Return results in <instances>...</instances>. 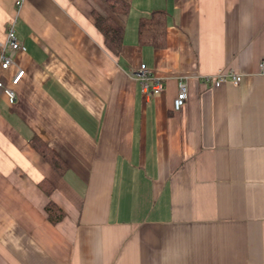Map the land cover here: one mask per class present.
Returning <instances> with one entry per match:
<instances>
[{"label":"crops","instance_id":"crops-1","mask_svg":"<svg viewBox=\"0 0 264 264\" xmlns=\"http://www.w3.org/2000/svg\"><path fill=\"white\" fill-rule=\"evenodd\" d=\"M125 1L119 55L93 17L114 14L108 0H26L18 12L27 49L0 71L9 83L25 70L15 103L0 89V264H264V0ZM157 9L160 47L139 34ZM15 13L0 0V43ZM142 62L161 93L130 74ZM222 70L241 83H203Z\"/></svg>","mask_w":264,"mask_h":264},{"label":"built area","instance_id":"built-area-1","mask_svg":"<svg viewBox=\"0 0 264 264\" xmlns=\"http://www.w3.org/2000/svg\"><path fill=\"white\" fill-rule=\"evenodd\" d=\"M26 0H13L15 15L11 17L6 26V38L0 43V71H4L12 67L15 63L14 53L17 51H25L26 45L22 43L17 33L18 12ZM259 72L264 74V58L260 61ZM25 70L18 68L11 82L7 83L0 77V89L5 94L8 102L13 104L17 100L16 85L20 82ZM130 74L138 79L141 84V90L146 95H156L161 93L165 88L163 77L156 75L151 67L142 62L137 69H132ZM202 81L208 87H219L226 81H231L234 84H240L242 74L232 70H222L213 75H205ZM188 98V81L186 78L180 79L178 92L174 99V109L179 111L185 104Z\"/></svg>","mask_w":264,"mask_h":264},{"label":"trees","instance_id":"trees-1","mask_svg":"<svg viewBox=\"0 0 264 264\" xmlns=\"http://www.w3.org/2000/svg\"><path fill=\"white\" fill-rule=\"evenodd\" d=\"M108 5L112 9V16H103L93 12V17L97 27L103 32L106 38V44L119 55L123 45L124 24L123 18L130 10V3L125 0H108ZM167 12L162 9L152 11L149 16L140 19L139 34L143 42L149 43L155 47L165 45L167 37ZM35 148L58 169L62 170L61 162L50 148L40 139L34 138ZM48 219L57 224L64 218L63 210L50 201L46 206Z\"/></svg>","mask_w":264,"mask_h":264}]
</instances>
